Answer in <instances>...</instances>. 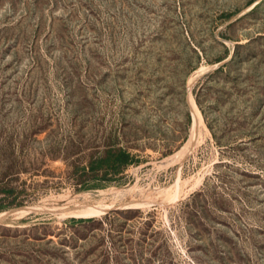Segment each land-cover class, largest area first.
I'll list each match as a JSON object with an SVG mask.
<instances>
[{
  "label": "rangeland",
  "instance_id": "1",
  "mask_svg": "<svg viewBox=\"0 0 264 264\" xmlns=\"http://www.w3.org/2000/svg\"><path fill=\"white\" fill-rule=\"evenodd\" d=\"M24 206L0 264H264V0H0Z\"/></svg>",
  "mask_w": 264,
  "mask_h": 264
},
{
  "label": "bare ground",
  "instance_id": "2",
  "mask_svg": "<svg viewBox=\"0 0 264 264\" xmlns=\"http://www.w3.org/2000/svg\"><path fill=\"white\" fill-rule=\"evenodd\" d=\"M192 81V80H191ZM29 208H31V206H24V207H21V208H16V209H13L11 211H8V212H4V213H0V220H4L5 218H8L7 216H9L10 214L14 213V212H17V211H27L29 210ZM33 208V206H32ZM7 220V219H6ZM5 221V220H4Z\"/></svg>",
  "mask_w": 264,
  "mask_h": 264
},
{
  "label": "trees",
  "instance_id": "3",
  "mask_svg": "<svg viewBox=\"0 0 264 264\" xmlns=\"http://www.w3.org/2000/svg\"><path fill=\"white\" fill-rule=\"evenodd\" d=\"M129 159H130V154H127V153L120 154L119 157H118V160L122 164L127 163L129 161Z\"/></svg>",
  "mask_w": 264,
  "mask_h": 264
}]
</instances>
